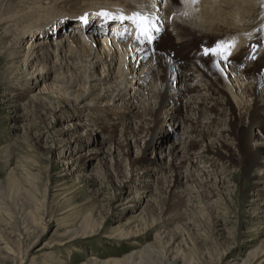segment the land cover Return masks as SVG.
<instances>
[{"label":"bare ground","instance_id":"bare-ground-1","mask_svg":"<svg viewBox=\"0 0 264 264\" xmlns=\"http://www.w3.org/2000/svg\"><path fill=\"white\" fill-rule=\"evenodd\" d=\"M2 2L0 0V20L3 22L13 17L15 22L13 44H18L21 32L27 43L20 59L27 66L15 78L25 77L33 84L53 73L50 82L43 83L32 97L42 94V101H62L67 116L80 123L91 124L95 121L93 118L102 116L107 122L91 125L100 128L102 133L107 132L109 138L120 126L119 137L109 140L104 154L110 160L114 158V166L126 160L135 168L161 166L164 173L169 172L173 186L164 188L168 189L166 192L173 202L169 209L181 210V214L192 212V204H188L191 198L187 193L176 192L182 185L200 188L204 197L220 195L221 177L216 174L217 170L225 173L228 165L236 161L242 176L253 177L251 190L254 197L258 200L264 196V67L249 71L244 60L239 58L241 55L232 54L238 47L246 50L245 45L249 47L259 43L261 49L257 53L264 56V39H260L264 32L256 31L264 23V0H197L194 4H181L180 0H15V4L7 0L5 5ZM79 2L83 7L76 10ZM147 9L160 17L158 22H164L161 40L167 34L173 38L182 25L197 33L198 37H194L196 42L207 40V36L234 42L231 54L226 58L220 55L212 57L204 52L175 55L168 48L158 47V44H154L151 52L148 46L140 45L136 38L129 37L134 28L130 21H109L98 15L102 12L132 15ZM85 16L87 24L80 20ZM122 30L127 31L124 36ZM63 31L67 32L66 35H61ZM38 35L41 37L35 41ZM16 47L9 52L11 62L20 58L22 50L19 49L23 45ZM216 59L224 66L217 65ZM10 88L11 85L7 86L8 90ZM12 96L16 97L15 94ZM171 126H180V132L174 139L167 140L162 134ZM145 133L150 137L141 150L142 157L131 159L125 150L137 145V138ZM131 138L135 140L131 142ZM228 140L233 147L227 144ZM110 146L115 155L110 152ZM148 153L154 157L148 158ZM184 163V167L191 170L190 177L182 175L180 168ZM200 165L208 168L201 175L202 170L197 167ZM253 169L259 173L251 175ZM210 175L219 178V184L217 180H209ZM12 186L14 189L10 192L15 194L14 185L7 189L1 185L0 195H9ZM139 219L145 224V216H139ZM91 220L92 226L98 227L96 221ZM88 224L83 220L78 227ZM36 227L30 224L16 229L18 246L8 241L13 254L0 247L12 264L16 261L21 264L18 258L24 259L26 251L36 243ZM89 231L83 228L76 230L69 240L86 236ZM128 235L129 232L124 230L116 234L117 237ZM136 252L124 256L125 263L119 259H113V263L200 264L192 261L193 258L187 261L179 253L171 258L162 256L156 263L149 259V253L153 252L149 246ZM56 262L64 263L59 259ZM255 262L252 263L248 255L241 263L227 264ZM108 263L95 258L91 262Z\"/></svg>","mask_w":264,"mask_h":264},{"label":"rangeland","instance_id":"rangeland-1","mask_svg":"<svg viewBox=\"0 0 264 264\" xmlns=\"http://www.w3.org/2000/svg\"><path fill=\"white\" fill-rule=\"evenodd\" d=\"M2 1L3 5L7 3V0ZM81 4L79 2L75 9L82 8ZM14 23L13 17L0 20V186L5 189L15 186V194H11L12 186L9 195H0L1 248L13 254L8 241L18 246L16 229L32 224L37 226L38 236L31 250L26 251V257L18 258L21 264H58L57 259L63 264H91L94 258L101 262L107 260L108 264H116L113 259L125 263L124 256L139 252L145 246L153 250L148 256L156 263L162 256L171 258L179 253L187 261L193 258L192 261L200 264L241 263L248 255L252 263L264 264V196L258 200L254 197L253 177L242 176L237 161L229 164L225 173L217 170L220 184L219 178L209 176L212 182L217 180L220 195L204 197L200 188L182 185L176 192L187 193L191 198L188 204H192V214L169 209L173 202L166 192L168 189H164L173 186L169 172L164 173L161 166L135 168L123 159L114 166V158L110 160L104 154L109 140L119 137L120 126L109 138L107 132L102 133L100 128L91 125L107 122L102 116L93 118L95 121L91 124L80 123L67 116L62 101H42V94L32 97L43 83L50 82L53 73L33 84L25 77L15 78L27 66L20 60L27 43L21 32L18 44H13ZM66 33L63 31L61 35ZM40 37L36 36L35 41ZM194 37H198L197 33L181 25L177 35L173 38L165 35L158 47L184 55L199 52L201 47H210L218 40L207 36V40L196 42ZM19 44L23 45L19 49L22 50L20 58L13 59L12 63L9 52ZM244 47L246 50L238 47L236 53L242 56L239 58L244 64L248 57L249 62L245 64L248 70L263 67L264 56L257 53L260 46L251 49L254 59L249 58V47ZM215 62L220 65L219 60ZM179 132L180 126H171L162 135L172 140ZM143 136L140 134L137 145L125 150L131 159L142 157L141 150L150 137L146 133ZM133 140L131 138V142ZM227 144L233 147L229 140ZM110 152L116 154L111 146ZM147 157L154 155L148 153ZM184 166L185 163L180 168L182 175L190 177L191 170ZM197 167L202 170L200 175L208 169ZM257 173V169L251 171V175ZM177 212L180 215L173 217ZM139 216H145V224ZM91 219L98 227L92 226ZM83 220L89 224L78 227ZM81 228L91 230L86 236L70 241L72 233ZM123 230L129 235L117 237ZM25 250L23 248V252ZM6 255L0 251V261L12 264Z\"/></svg>","mask_w":264,"mask_h":264},{"label":"snow or ice","instance_id":"snow-or-ice-1","mask_svg":"<svg viewBox=\"0 0 264 264\" xmlns=\"http://www.w3.org/2000/svg\"><path fill=\"white\" fill-rule=\"evenodd\" d=\"M196 3L197 0H180L181 4L184 3ZM186 14V13H185ZM98 15L105 17L106 19H119L121 23L124 21H130L138 31V33L143 34L146 38L151 39L154 33L159 32L161 30L160 25L157 20H154L151 14L145 15L140 12H133L131 16L121 14L119 16H114L107 12L99 13ZM80 20L84 23H88L87 17H80ZM257 33L264 32V23L260 25V27L256 30ZM260 39H264V37H260ZM234 47V42L229 41H217L212 47H205L203 52L205 55H209L215 57L217 55L224 56L225 58L227 55L230 54L231 49ZM259 43L255 45H251V49H258ZM249 58L254 59V54L250 51Z\"/></svg>","mask_w":264,"mask_h":264}]
</instances>
